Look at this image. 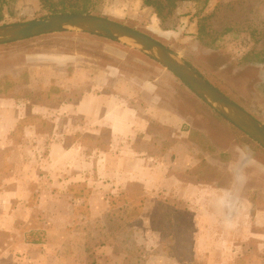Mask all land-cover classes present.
<instances>
[{
    "label": "crops",
    "instance_id": "crops-1",
    "mask_svg": "<svg viewBox=\"0 0 264 264\" xmlns=\"http://www.w3.org/2000/svg\"><path fill=\"white\" fill-rule=\"evenodd\" d=\"M70 34L74 33L57 31L0 44V264H88L83 235L78 230L70 233L69 217L47 223L42 240L31 238L36 233L30 226L35 211L30 202L21 201L30 188L16 180L20 173L15 169L8 173L10 186L2 180L6 177L2 171L4 149L28 140L15 142L11 135L20 126L29 138L37 135L33 132L36 125L25 122L31 119L49 122L50 132L43 137H48L51 153L45 160L55 169L48 192L69 195L73 182L86 186L94 218L116 209L111 199L132 193L134 182L140 183L144 194H167L178 204L188 198L199 234L212 223L207 216L215 203L220 209L264 214L262 162L235 141L222 144L207 129L196 126L198 95L180 78L139 49H126L118 59L116 46L110 44L102 58L86 59L82 48H52L40 43L46 36H73ZM90 70L85 81L79 79ZM25 77L29 93L21 92L19 83ZM64 77L78 78L75 99L46 93L40 101L33 93L37 84L44 83L49 91L52 83ZM7 80L18 84L10 88ZM57 129L64 131L56 136L52 131ZM205 170H213V176ZM58 187L61 189H55ZM26 213L23 226L28 229L22 232L20 218ZM257 219L264 228V219ZM258 231L252 234V241L263 248L264 230ZM197 241L206 239L201 235ZM104 254L109 259L112 253ZM253 256L259 258L256 252ZM258 260L253 264H264Z\"/></svg>",
    "mask_w": 264,
    "mask_h": 264
},
{
    "label": "rangeland",
    "instance_id": "rangeland-1",
    "mask_svg": "<svg viewBox=\"0 0 264 264\" xmlns=\"http://www.w3.org/2000/svg\"><path fill=\"white\" fill-rule=\"evenodd\" d=\"M162 3L159 16L156 8L147 5L145 0H0V25L46 18L60 12L103 15L146 32L169 46L264 123V0H176L175 4L162 0ZM66 31L74 33L70 34L73 36H46L40 43L52 48L67 49L69 45L82 48L87 52L86 59L89 56L102 58L110 44L116 46L118 59L126 49L138 50L126 39L117 40L73 29ZM132 61L136 60L133 58ZM140 64L145 66L143 62ZM90 71L79 79L85 81L88 73H92ZM26 80L27 77L19 83L23 93H29ZM77 80V77L72 80L64 77L58 83H52L49 91L44 83H40L33 93L40 101L45 99L46 93L73 100L78 95ZM7 84L12 88L18 82L7 80ZM195 108L196 126L207 129L222 144L235 141L241 148H246L262 162L259 169L264 172V147L199 96ZM25 122L36 125L33 132L37 135L31 134L29 138L23 126L15 131V136L11 135L15 142L28 140L25 144L4 149L2 171L6 177L2 180L10 186L12 183L7 181L12 177L8 173L15 169L20 173L16 180L27 186V190L30 188L31 192L21 195V201L30 202L34 208L30 220L31 228L36 230L31 236L34 240L40 241L46 236L47 223L69 217L70 233L78 230L83 235L84 247L89 253L88 264H253L258 259L264 262V247L252 241L254 232L264 230L256 220L257 217L264 219L261 211L246 210L244 214L212 204V211L207 216L212 223L199 234L195 212L188 209L191 204L188 198L178 204L167 194H144L138 182L132 183V193L111 199L116 209L96 218L89 211V194L86 192L89 188L86 186L73 182L69 195L51 194L48 192L50 174L55 168L45 160L51 152L46 143L48 137L47 140L43 137L45 132H50L49 122L43 119ZM63 131L57 129L52 133L58 136ZM205 173L213 176L214 171L205 170ZM128 202H131L129 209L121 208ZM26 219L27 213L21 215L22 232L28 229L23 226ZM230 219L237 223L228 224ZM201 235L205 242L197 241ZM108 250L112 253L109 259L104 256ZM243 252H247L246 256H238ZM254 252L259 258L253 256Z\"/></svg>",
    "mask_w": 264,
    "mask_h": 264
},
{
    "label": "water",
    "instance_id": "water-1",
    "mask_svg": "<svg viewBox=\"0 0 264 264\" xmlns=\"http://www.w3.org/2000/svg\"><path fill=\"white\" fill-rule=\"evenodd\" d=\"M71 29L131 42L172 71L196 95L264 147L262 121L210 83L169 46L152 35L119 21L90 13H66L25 22L1 24L0 44Z\"/></svg>",
    "mask_w": 264,
    "mask_h": 264
},
{
    "label": "trees",
    "instance_id": "trees-1",
    "mask_svg": "<svg viewBox=\"0 0 264 264\" xmlns=\"http://www.w3.org/2000/svg\"><path fill=\"white\" fill-rule=\"evenodd\" d=\"M168 3L170 4H175L176 0H166ZM145 3L147 5H152L153 7L156 8L157 12H158V15L161 16V8H162V0H145ZM66 13H74V14H80V12H60V13H56V14H66ZM55 15V14H54ZM95 15H98V16H103V15H100V14H95ZM105 17V16H103ZM189 63V62H188ZM191 65V67L194 68V66L189 63ZM198 73H200L202 76L203 74L198 71L196 68H194ZM204 77V76H203ZM208 80V79H207ZM209 81V80H208ZM210 82V81H209ZM211 83V82H210ZM218 88V87H217ZM219 89V88H218ZM224 93V92H223ZM219 113V112H218ZM220 114V113H219ZM221 116H223L222 114H220ZM224 117V116H223ZM225 118V117H224ZM129 209V206L127 207Z\"/></svg>",
    "mask_w": 264,
    "mask_h": 264
}]
</instances>
